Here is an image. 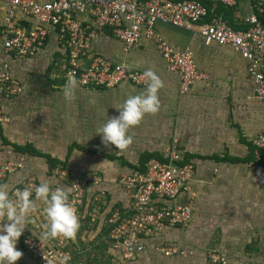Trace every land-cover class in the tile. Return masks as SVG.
Instances as JSON below:
<instances>
[{
  "label": "crops",
  "instance_id": "0c3cea01",
  "mask_svg": "<svg viewBox=\"0 0 264 264\" xmlns=\"http://www.w3.org/2000/svg\"><path fill=\"white\" fill-rule=\"evenodd\" d=\"M210 13L243 29L242 18L252 11L247 0H237L233 8L216 5ZM4 16L0 5V25ZM156 29L174 49L190 46L196 68L206 79L180 94L178 75L167 70L152 42L141 39L123 52L120 41L107 34L100 36L93 43L96 52L125 64L130 71L150 69L163 83L158 93L160 110L130 128L132 142L123 150L105 147L95 130L107 118L118 116L124 100L142 93L147 85L125 82L101 89L77 84L66 98L67 82L56 67L62 52L54 35L33 59L7 58L9 73L22 89L13 97L0 95V108L9 118L0 127V163L12 151L21 158L23 168L0 186L11 194L25 177L32 176L38 185L47 182L51 187L59 184L57 176L65 172L61 184L68 188L72 178L94 174L100 182L92 192L104 191L106 200L119 207L128 199L116 177L136 171L149 158L160 157L176 137L185 159L194 165L192 220L184 228L157 231L134 264H210V252L223 254L228 264H264V179L254 181L247 168L253 159L252 139L264 132V110L252 96L254 82L248 63L229 47L206 44L197 25L185 30L159 22ZM33 200L35 210L25 227L27 234L41 233L46 222L45 205L34 195ZM175 202L186 204L187 196ZM93 214L103 215L104 210ZM161 244H174L187 256L163 257L155 252ZM16 248L22 252L16 264H33L19 244ZM108 261L111 264L110 255Z\"/></svg>",
  "mask_w": 264,
  "mask_h": 264
},
{
  "label": "built area",
  "instance_id": "2783aa9c",
  "mask_svg": "<svg viewBox=\"0 0 264 264\" xmlns=\"http://www.w3.org/2000/svg\"><path fill=\"white\" fill-rule=\"evenodd\" d=\"M212 6L233 8L237 0H208ZM252 13L242 18V30L231 27L223 17L208 19L206 6L197 0H0L5 16L0 25V95L13 97L22 85L9 73L7 58L30 60L39 55L52 35L56 37L62 57L56 63L62 79H74L83 88H114L121 83L146 86L143 72L130 71L125 64L115 63L93 49L102 35H110L128 52L141 39L152 42L169 72L179 77V92L186 94L191 86L206 79L196 68L190 46L174 49L157 31V23L185 30L197 25L206 44L226 46L248 63L253 78L252 96L264 110V0H247ZM9 118L0 108V127ZM253 159L247 164L254 181L264 179V132L252 139ZM23 168L21 158L8 151L0 163V185ZM194 165L185 159L176 137L158 158H149L139 169L120 176L118 185L127 196L119 207L106 200L104 191L92 192L100 179L92 175L72 178L67 187L65 172L57 176L59 184L69 192V203L76 214L84 206H94L93 212L104 210L102 223L107 230L111 264H134L145 251V242L166 227H187L192 220L191 186ZM38 186L32 176L25 177L16 190ZM10 194V195H11ZM187 196L186 204L175 201ZM43 232V231H42ZM41 232V233H42ZM24 233L17 244L38 264H71L65 238L42 239ZM155 252L167 258L186 257L187 253L174 244H161ZM210 264H228L219 252L207 255ZM251 264V263H244Z\"/></svg>",
  "mask_w": 264,
  "mask_h": 264
},
{
  "label": "clouds",
  "instance_id": "9594fccd",
  "mask_svg": "<svg viewBox=\"0 0 264 264\" xmlns=\"http://www.w3.org/2000/svg\"><path fill=\"white\" fill-rule=\"evenodd\" d=\"M143 76L148 81L145 90L138 95H129L118 110V116L107 118L102 126L96 128L95 134L100 136L105 147L125 149L132 142L128 135L130 128L139 125L146 115H155L160 110L158 93L163 83L150 69ZM76 87L77 82L69 80L63 95L69 98ZM34 197L45 205L42 212L46 222L42 226L41 238H74L79 230V218L69 203V192L43 182L35 187ZM34 210L33 192L28 188L10 195L5 187L0 186V264H16L21 258L22 252L16 245Z\"/></svg>",
  "mask_w": 264,
  "mask_h": 264
},
{
  "label": "rangeland",
  "instance_id": "374dc122",
  "mask_svg": "<svg viewBox=\"0 0 264 264\" xmlns=\"http://www.w3.org/2000/svg\"><path fill=\"white\" fill-rule=\"evenodd\" d=\"M116 178L118 183L120 176ZM87 207L86 210L83 206L77 214L79 218V230L76 235L74 238L66 239L67 252L70 254L69 256L72 260L71 264H109V252L107 249L108 232L104 228L99 231L97 229L103 215L97 214L94 217V206L89 204ZM35 235H37V233ZM25 254L29 256L26 252ZM29 258L32 260L33 264H38L31 257ZM25 263H28V261Z\"/></svg>",
  "mask_w": 264,
  "mask_h": 264
},
{
  "label": "trees",
  "instance_id": "16d2710c",
  "mask_svg": "<svg viewBox=\"0 0 264 264\" xmlns=\"http://www.w3.org/2000/svg\"><path fill=\"white\" fill-rule=\"evenodd\" d=\"M173 1H179V0H173ZM197 1H199V2H201V3H203L205 6H206V8H207V10H208V19H210L211 17H213V15L214 14H212L211 15V9H212V4L208 1V0H197ZM216 15V14H215ZM214 15V16H215ZM260 20L261 21H264V17H261L260 18ZM227 22H228V24L231 26V27H233L234 29H236V30H238V29H242V28H236L233 24H232V22H230V20L228 21L227 20ZM244 28V27H243ZM14 150L16 151H21L22 153L25 151V152H29V150H27V149H19V148H14ZM30 153V152H29Z\"/></svg>",
  "mask_w": 264,
  "mask_h": 264
}]
</instances>
